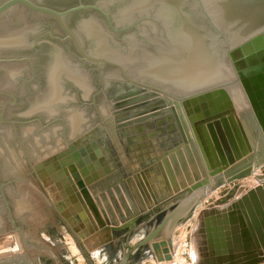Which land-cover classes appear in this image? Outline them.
<instances>
[{"label": "bare ground", "instance_id": "1", "mask_svg": "<svg viewBox=\"0 0 264 264\" xmlns=\"http://www.w3.org/2000/svg\"><path fill=\"white\" fill-rule=\"evenodd\" d=\"M165 1L172 3L175 7L174 12L171 14L175 22L172 38L175 37L177 41L175 40L172 52L166 55L168 61L164 64L166 70L164 71V68L161 70L158 67L160 68V71L157 70L158 74L153 69L154 75H151L155 76L157 74L160 80L162 79L165 82L168 79L169 82L171 79H175L174 81L182 82L184 86L186 85V87L190 88L208 84V89L202 91L204 87L202 90L192 92V94L202 92L201 94L189 97L187 95V98L183 99L185 95L177 97L166 90V92L162 93L151 89L152 87H145L155 85L144 83L143 85H139L137 84L139 82H134L130 79H128L130 82L128 83L129 86L122 83H106L102 90L106 92L107 100L110 101L108 106L111 112L104 119L103 123L100 124L99 129L104 134L109 148L102 149L101 142L99 144L97 139V143L94 142L101 147L97 145L93 146L92 143V146L90 143V146L75 144L77 147H72L67 152V155L69 154L73 158L74 165L73 169L67 172L64 170L66 172L64 173V175L66 174V183L70 192L74 194L77 200V208L81 211L85 208L84 203L89 201L88 198L91 199L87 188L91 185L92 189V186H97L100 183L98 180L100 179V171L104 165H110V167L112 165L116 170L121 169L122 172L120 174L122 175L132 173L131 178H135L138 183L142 184V181L147 182L150 191L148 193L155 200H161L159 195L163 194L165 196L174 195L181 198L171 206L172 208L166 212L167 214H164L158 225L150 228L142 239L123 253L121 259L124 256H127L128 259L132 253L136 250L138 251L143 246H145L143 248H146L147 244L152 241L146 248V251H150L152 245L157 243L156 240L163 231L168 232L170 229H174L179 222H182L185 233L183 237L185 238L188 235L186 238L189 246L188 255L193 260L192 264L195 261L196 264H261L264 262V242L260 240L261 245L258 246L255 240V243L250 244L252 238L249 237L252 235L254 237L257 230L252 227L250 230L248 227L247 220L249 214L247 209L252 212V217L250 216V218L256 220L257 223V216H260L262 219L261 213H257L256 215V209L259 208L257 197L263 199V203H260L263 208L264 198L262 192L256 186H264V177L261 176V169L264 167V0H236L238 7H235L242 15H240L241 17H244L243 15H245L246 11L250 12L252 7L255 11V16L242 18L243 20L249 19L250 25L246 29H250L251 31L249 32L251 34L245 37L244 42L241 41L238 46L227 50L226 53H223L221 48L207 35V33L211 32V27H209L208 21L203 19L196 9H192L189 12L179 10L181 9L180 6L186 4L185 0ZM83 19L85 20V18ZM83 19L82 21L80 20L81 22L79 21L80 23L77 26L87 25L89 29L87 30L84 27L86 30H83L86 33L84 31L81 34L88 35L91 33L90 35L95 40L96 47L99 49L103 48L102 41H105V38H107V32L101 28L102 24L99 27L101 21L97 23V19H91L90 17H87L85 21ZM178 21L179 24L177 25ZM20 22H22V19ZM24 23L23 25L17 23V28L15 27L13 30H0V55L3 54L4 49L14 50H6V54H14L15 51H22L27 48L28 33H31L34 27L31 23H28L29 26L26 25L27 23L24 25ZM89 30L90 33H88ZM45 53L47 63L45 64L44 74H42L41 79L46 84L47 97L45 94H40L41 97L45 96L46 99L42 97L40 100L41 97H39V99L34 100L35 103L32 102L34 103L33 105H30L31 102L29 103V108L34 109V111H42L43 103L45 107L47 103L51 107L54 105H51V102L64 101V97H61V94H59L61 86L58 82V79H62L63 77L78 85L82 99H91L94 94L92 92H95V88L98 90L99 87L98 84L95 87L94 80H92L88 71L83 67L81 68L79 64L74 63L62 51L58 52V49L54 46L52 48L47 47ZM128 55H130L129 52ZM123 58L121 59L123 60ZM159 59H162L161 56ZM5 70L8 80L14 82L12 79L18 72L17 67L15 69L6 68ZM235 74L239 81L236 80ZM99 79L102 78L99 77ZM223 79H228L226 80L228 82L223 84ZM219 80H222V82L211 85L217 83ZM229 82H233L231 83L232 85L225 86ZM140 84L142 83L140 82ZM132 85L142 88L139 91H134L136 87L133 89ZM155 87L164 91L163 87ZM102 90L99 89V94H101ZM200 95L204 99L203 102L207 105L205 109L198 104L202 102L199 99ZM194 103H197V106L193 107L194 105L192 106V104ZM60 104H63V102L58 105ZM56 105L54 106L56 107ZM55 107L53 109L56 111ZM31 109H28V112L29 110L31 112ZM44 110L46 109L44 108ZM34 111L32 110L29 115H32ZM83 112H70L72 114L67 116L70 123L68 124L66 121L65 126L67 127L66 124H68L70 128L71 124L70 130L74 129L72 136L82 134L81 128L86 130L84 128L86 126H82V124L87 125L86 117L81 114ZM223 114L224 117L221 116ZM65 115L68 114L65 113ZM218 115L220 116L216 117ZM46 118L49 117L46 115ZM88 118L87 120L89 121L87 122H90ZM158 119H169V124L171 125L157 130L158 124L155 121ZM180 120H182L181 123ZM32 130L30 128V131ZM84 130L83 133H85ZM172 130L173 132H171ZM52 132L54 133V131ZM168 133H173V139L169 137ZM153 136L156 137L151 138ZM101 137L103 139V136ZM174 138H176L178 144H175V142L171 148L172 150L169 149L166 152H169L171 156L174 153L177 155L175 157L177 162L176 167H179L177 170H181L183 162L188 166L187 160L191 159L190 162L192 165L194 164L193 166H195L198 175L194 176L192 174V177L187 180V175L184 177L182 173L181 175L175 174L169 162V164L165 163V167L162 161H158L156 158L145 157L141 161H137V163L133 161L131 154H137L141 149L148 152L145 154H156L157 147L165 151L164 147L169 142L172 143ZM76 142L79 141L76 140ZM186 145L190 148L185 149L189 150L185 154L188 159L185 158L184 154L182 155L184 153L183 150H180ZM178 146L179 148H177ZM37 148L34 141L33 143L28 141L26 147L18 148L15 143L6 147L0 146V168L5 171V174L9 172V178H12L11 175L14 176V184L17 183L16 186L13 185L15 186V195H13L14 203L11 209L3 207L5 204L2 203V196L0 194L1 232L13 222L14 217H19L20 219L18 220L20 221L33 222V225L37 220L38 204L36 203V199L37 193L41 192L38 189L40 187L36 186V177L34 176V179L31 178L29 172H31V169L36 170L40 164L41 166L48 163L51 164L56 159L49 157L51 155L48 154L47 157H42L49 150ZM176 151L178 152L176 153ZM63 155L66 156L65 152H63ZM40 156L41 161L39 162L36 158ZM178 162L180 163L179 165ZM187 170L189 169L187 168ZM245 173H248V175H245ZM177 176L179 178L183 176L184 181L182 182ZM90 179L92 180V184L89 185ZM237 184L239 187L235 189L234 187ZM227 188L230 189V199L224 204H217L223 195V190ZM1 190L0 187V193L3 192ZM139 190L141 191V189ZM250 190H253L250 196L248 194L245 200H240ZM136 195L140 200L138 192H136ZM139 200L137 203L142 204L141 200ZM137 203L135 204L138 205ZM156 207H160V205ZM173 211L174 213L171 218H168ZM164 219L167 221H164ZM163 221L165 224L160 228ZM2 225H6V227L3 226L4 228H2ZM12 225V229H9L10 225L8 232L0 234V253L2 254L10 253L9 247L13 246V249L16 247L18 233L16 229H13L14 224ZM65 225L67 226V232L73 234L68 227V223L65 222ZM258 228L260 229L259 226ZM167 232L166 234H169ZM6 235H11L12 239ZM32 237L33 235H31ZM34 239L36 240L35 237ZM37 241L42 243L38 239ZM241 241L243 243L248 242V245L243 247ZM240 245H242V248ZM166 250L167 245L164 241L157 245V252L163 253ZM151 254L152 250L149 255H144V259L149 263L148 259L153 260ZM156 256L159 257L158 255ZM154 263L157 264L159 262L155 261L152 264ZM0 264H4V262Z\"/></svg>", "mask_w": 264, "mask_h": 264}, {"label": "rangeland", "instance_id": "2", "mask_svg": "<svg viewBox=\"0 0 264 264\" xmlns=\"http://www.w3.org/2000/svg\"><path fill=\"white\" fill-rule=\"evenodd\" d=\"M10 1L12 0H0V9L4 8L0 12V30H13V28H17V23L23 25L25 21L27 24L24 23V25L29 26L31 23L34 29L31 33H28V46L26 49L15 51L14 54H6V50L9 49H4V51L2 50L3 54L0 55V146L6 147L15 143L18 148L26 147L28 141H31V143L34 141L36 147L40 149L45 148L46 151L49 150V152L42 153V157L51 155L49 157L56 159L53 162L54 164L51 163L52 165L48 163L49 165L41 166L40 164L36 170L31 169V172L28 171L31 178L34 179L36 177V186L40 187L37 188L41 192L37 193L38 200L36 199V203L38 204L37 220L33 225V222L20 221L18 220L20 219L19 217H14L13 222H9L10 224L7 228H4L7 224L2 225V228L5 230L0 231V234L8 232V227L11 225L9 229H12V224H14L13 229L17 230L18 241L14 249L13 246L9 247L10 253H0V263L118 264L122 260L123 253L142 239L150 228L158 225L164 214H167L166 212L172 208L171 206L181 198L174 195L165 196L163 194L159 195L161 200H155L148 193L149 185L147 182L142 181V184L138 183L135 178H131L132 173L122 175L120 174L122 172L121 169L116 170L112 165L111 167L110 165H104L100 171L101 180H98L100 183L97 182V186H92V189L90 185L92 184V180L90 179V187L87 188L91 197V199L88 198L89 203L87 201L84 203L85 208L82 211L77 208V200L74 194L70 192L66 183V174L64 175V173L73 169L74 165L73 158L70 157L71 155H67V152L72 147H77L80 144L85 146V144L89 145L90 143L91 145L92 143L93 146H100L99 142H101L102 147H100L102 149L109 148L99 126L111 112L108 106L110 101L107 100L104 90L98 95L92 92L94 94L89 100L82 99L78 85L63 77L62 79H58L61 86L59 94H61V97H64V101L67 100L66 102H51V105H58L63 102V104L56 105V107L53 105L57 109L56 111L53 109V106L50 107L49 103H47L46 107L43 103L42 111H34V109L29 108L30 102V105H33L35 103L34 100L39 99L41 95H46V84L41 79V76L44 74L45 64L47 63V58H45L47 47H56L58 52L62 51L74 63L79 64L81 68H85L92 77V80H94L95 87L99 83V77L102 78L104 86L106 83H122L129 86L128 83L130 82L128 79H130L142 84L163 87L164 91L166 90L170 94L181 97L184 95L189 96L192 92L202 90L204 87L202 91H205L209 86L206 84L190 88L186 87V85L184 86L182 82L174 81L175 79H171L170 82L168 79L165 82L162 79L160 80V77L157 75V70L160 71V68L161 70L163 68L164 71L166 70L164 67V64L168 62L166 55L172 52L175 46L174 43L177 41L175 37L172 38L175 22L171 14L174 12L175 7L172 3L165 0H25L37 10H32L23 0H16L17 2L6 7L5 5ZM185 1L186 4L180 6L181 9L179 10L189 12L192 9H196L199 15L208 21L206 22L211 27V32L207 33V35L221 48L223 53L238 46L241 41L244 42L245 37L251 34L249 33V29H246L250 25L249 19L243 20L242 18L255 16L253 7L250 12H245L244 17H241L242 15L235 7L237 6L236 0ZM168 5H170L169 8H167ZM58 14L60 17H58ZM87 17L97 19V23L101 21L99 27L102 24L101 28L107 32V38H105V41H102L103 48L101 49L96 47L95 40L90 35V30L88 32L90 34L88 35L81 34L86 29H89L87 25H80L81 29L80 26H77L83 18L86 20ZM21 19L23 23L20 22ZM178 24L179 21L177 22ZM128 52L130 55H128ZM124 55L128 57H124ZM160 56L162 59L158 60ZM120 57H124L125 59L123 58L122 60ZM16 67L18 72L13 76L12 80L14 82L9 81L8 77H6L5 69H15ZM153 69L157 73L155 76H153ZM234 76L239 81L237 75L235 74ZM226 80L228 79H223V82L219 80L217 83L211 85L221 82L225 84V82H228ZM177 83L179 84L176 85ZM132 86L133 89L136 87L134 91H139L142 88L135 85ZM198 104L202 108L205 107V103L203 102ZM28 109H31V112L33 110L34 113L29 115L31 112L30 110L28 112ZM75 111H79V113L84 111L86 113L83 112L81 114L86 117L87 125L82 124V126H86L84 127L86 130L81 128L82 134L72 136L74 129L70 130L71 124L69 128L68 124L70 120L67 116H70ZM65 113L68 115H65ZM87 114L88 116H86ZM46 115L49 118H46ZM63 116H66V119ZM87 118L90 119V122H87L89 121ZM66 121L68 128L65 126ZM155 122L158 124L157 130L171 125L169 124V119H158ZM181 122L182 120H180ZM53 126H55V129ZM30 128L33 130L30 131ZM72 128L74 127L72 126ZM50 130L54 131V133ZM83 130L85 133H83ZM172 134L168 133L170 138H172ZM101 136H103V139ZM31 137L34 138L32 139ZM96 139L99 144H96ZM76 140L79 142H76ZM174 140L172 141L173 144L169 142L168 146L164 147L165 151L157 147V153L149 155L145 154L148 152L141 149L137 154H131V157L135 163L145 157L156 158L158 161H162L164 165L165 163H170L175 174L181 175L182 173L184 177L187 175V180H189L192 174L194 176L198 175L195 166H193L194 164L192 165L190 162L191 159L189 160L185 155L189 151L185 149L190 148L186 145L187 147L185 146L183 149H180L184 152L182 155L184 154L185 158L188 159V166L183 162L181 170H177L179 169V167H176L177 162L175 157L177 155L174 153L171 156L169 152H166L169 149L172 150L171 148L175 142V144H178L176 138ZM63 152H65L66 156L63 155ZM36 159L40 162L41 156ZM6 174L0 168V187L1 191H3L0 194L2 196V203L5 204L3 207L11 209L14 203L13 195H15L17 183L14 184V176L11 175L12 178H9V172H6ZM261 176L264 177V167L261 169ZM177 177L179 178V176ZM179 179L182 182L184 181L183 176ZM238 187L239 185L237 184L234 188ZM136 192H138L142 204L137 203L139 197L136 195ZM222 194L217 204H224L230 199V189L223 190ZM133 202L138 205L135 204V207ZM157 205H160V207H156ZM65 222L68 223V227L73 234L67 232ZM95 226L97 227L95 228ZM169 231H166L169 234L163 231L157 238V243L152 245L151 258L159 262L157 264H192L193 260L188 255L189 246L186 239L188 235L185 238L183 237V234H185L184 224L179 222L174 229H170ZM31 235H33L32 238ZM6 236H10L11 238V235ZM37 239L42 241V243L37 241ZM162 241L167 245V250L159 253L156 251L157 245ZM151 242L147 245L149 246ZM143 247L132 253L125 264H152L155 262L148 259L149 263L144 259V255H149L151 250L146 251L147 247ZM195 262L193 264H196ZM261 264H264V262Z\"/></svg>", "mask_w": 264, "mask_h": 264}, {"label": "water", "instance_id": "3", "mask_svg": "<svg viewBox=\"0 0 264 264\" xmlns=\"http://www.w3.org/2000/svg\"><path fill=\"white\" fill-rule=\"evenodd\" d=\"M17 1H19V0H17ZM16 0H12V1H10V2H8L5 6L7 7V6H10V5H12V4H14L15 2H17ZM24 1V3L27 5V6H29L32 10H37L35 7H33L29 2H27V1H25V0H23ZM4 10V8H2V9H0V12L1 11H3ZM58 17H60V15L58 14ZM261 27V26H260ZM259 28V27H258ZM249 31H251L250 29H249ZM253 31H255L254 29H253ZM250 33V32H249ZM233 83V82H232ZM137 84H139V85H143V84H140V83H137ZM227 85H231L230 84V82L229 83H227ZM227 85H225V86H227ZM103 86H104V82L100 79L99 80V83H98V90H97V88H95V95H98L99 93H100V91H99V89L100 90H102V88H103ZM145 86V85H144ZM146 88L148 87V88H150V87H152L151 89H155V90H157V91H159V92H162V93H164L165 91H163V90H160V89H158V88H156V87H153V86H145ZM97 92V93H96ZM202 92H197V93H194V94H191V95H189V96H195V95H198V94H201ZM127 95V94H126ZM187 96V95H186ZM183 97V99H185V98H187V97H189V96H187V97ZM199 99L200 100H202V102L204 101V99H203V97L200 95V97H199ZM194 102V101H193ZM203 103H205V102H203ZM184 105H185V103H184ZM192 105H196L197 106V103H194V104H192ZM206 103H205V107L203 108V109H205L206 108ZM195 107V106H194ZM220 115H218V116H216V117H219ZM221 116H223L224 117V114L223 115H221ZM261 164H263V162H261ZM245 175H248V173H245ZM257 189H260V186H258L257 187ZM252 193V190H250V191H248V193L247 194H245V195H243L242 197H241V199L240 200H245L246 199V195H248L249 194V196H250V194ZM175 211V210H174ZM174 211L170 214V216L168 217V218H171V216L173 215V213H174ZM247 211H248V214H249V216H251L252 217V215H251V213L252 212H250L248 209H247ZM263 217V216H262ZM264 218V217H263ZM164 221H167V220H165L164 219ZM163 221V223L160 225V228L161 227H163L164 226V224H165V222ZM250 224H252V226H254L255 228H256V230H257V232H258V234H260L261 232H260V230H259V228H258V223H257V221L256 220H253V219H251V223ZM250 224L248 223V226H250ZM262 227H263V229H264V221H262ZM257 240V239H256ZM260 240V239H259ZM250 242H252V243H254L253 241H250ZM127 261V256H124L123 258H122V260L118 263V264H125V262Z\"/></svg>", "mask_w": 264, "mask_h": 264}, {"label": "crops", "instance_id": "4", "mask_svg": "<svg viewBox=\"0 0 264 264\" xmlns=\"http://www.w3.org/2000/svg\"><path fill=\"white\" fill-rule=\"evenodd\" d=\"M242 135H243V133H241ZM242 135H241V137H242ZM258 186H260V192H262V194H263V198H264V186H262V185H257L256 187H258ZM253 191V190H252ZM255 192V191H254ZM253 192V193H254ZM151 197V196H150ZM257 202L259 203V208H257L256 209V215H257V213H261V215L262 216H264V208L262 207V203H263V199L262 198H258L257 197ZM261 203V204H260ZM261 206V207H260ZM259 209V210H258ZM258 217V226L260 227V234H258V232L256 231V233L254 234V237H253V235L251 236V237H249V238H252L251 240L255 243V240H256V242H257V245L259 246V245H261V243H260V240L261 241H263L264 242V229H263V227L261 228V226H262V220L264 221V218L262 217V219H261V217L260 216H257ZM251 219L252 218H250V216H249V218H248V220H247V223H251ZM260 220V221H259ZM249 227V229L252 227V228H255L254 226H252V224H250V226H248ZM256 229V228H255ZM254 229V230H255ZM241 230V229H240ZM251 230V229H250ZM253 233V232H252ZM260 239V240H259ZM250 240V241H251ZM241 243H242V245H243V247L244 246H246V245H248V242H246V243H243L242 241H241ZM250 244H253L252 242H250ZM242 245H240L241 246V248H242ZM1 248V247H0ZM229 255H231V254H229Z\"/></svg>", "mask_w": 264, "mask_h": 264}]
</instances>
